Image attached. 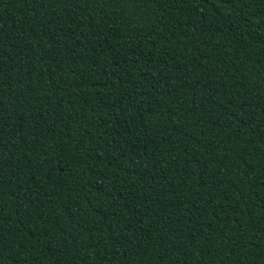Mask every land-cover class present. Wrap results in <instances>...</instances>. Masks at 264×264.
I'll use <instances>...</instances> for the list:
<instances>
[{"label":"trees","instance_id":"trees-1","mask_svg":"<svg viewBox=\"0 0 264 264\" xmlns=\"http://www.w3.org/2000/svg\"><path fill=\"white\" fill-rule=\"evenodd\" d=\"M0 264H264V0H0Z\"/></svg>","mask_w":264,"mask_h":264}]
</instances>
